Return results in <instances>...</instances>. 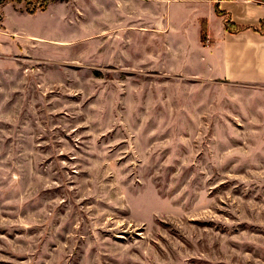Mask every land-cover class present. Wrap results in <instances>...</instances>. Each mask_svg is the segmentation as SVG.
Returning <instances> with one entry per match:
<instances>
[{
	"label": "rangeland",
	"instance_id": "374dc122",
	"mask_svg": "<svg viewBox=\"0 0 264 264\" xmlns=\"http://www.w3.org/2000/svg\"><path fill=\"white\" fill-rule=\"evenodd\" d=\"M44 50L0 66V264H264L263 91Z\"/></svg>",
	"mask_w": 264,
	"mask_h": 264
},
{
	"label": "crops",
	"instance_id": "0c3cea01",
	"mask_svg": "<svg viewBox=\"0 0 264 264\" xmlns=\"http://www.w3.org/2000/svg\"><path fill=\"white\" fill-rule=\"evenodd\" d=\"M1 13L7 71L21 54L47 60L52 52L44 49L59 47L77 62L264 92V34L255 29L264 0H58L35 14L16 3ZM225 17L243 29L228 31Z\"/></svg>",
	"mask_w": 264,
	"mask_h": 264
},
{
	"label": "trees",
	"instance_id": "16d2710c",
	"mask_svg": "<svg viewBox=\"0 0 264 264\" xmlns=\"http://www.w3.org/2000/svg\"><path fill=\"white\" fill-rule=\"evenodd\" d=\"M7 3L8 2H12V1H20V0H5ZM49 4V1L48 0H43L41 3H39V5H35L33 6L32 8L28 7L27 8V12L30 13V14H34L36 13L38 10L39 11H44L47 6ZM217 12L220 14V15H223L225 16V13L222 12L221 10L217 9ZM225 26H226V29L232 33H236L240 30H242L243 28L240 27V26H237L235 23H233V21L229 18V17H225ZM260 27L258 28H255L257 31H259L260 33L264 34V19H262L260 21ZM205 26L203 27V31H202V39L205 40Z\"/></svg>",
	"mask_w": 264,
	"mask_h": 264
}]
</instances>
